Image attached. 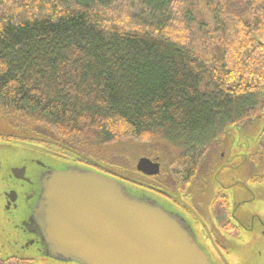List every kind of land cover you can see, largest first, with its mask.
<instances>
[{
  "label": "trees",
  "instance_id": "16d2710c",
  "mask_svg": "<svg viewBox=\"0 0 264 264\" xmlns=\"http://www.w3.org/2000/svg\"><path fill=\"white\" fill-rule=\"evenodd\" d=\"M0 117L13 142L124 181L123 158L148 155L161 174L126 182L175 199L264 120V0H0Z\"/></svg>",
  "mask_w": 264,
  "mask_h": 264
},
{
  "label": "water",
  "instance_id": "95a60500",
  "mask_svg": "<svg viewBox=\"0 0 264 264\" xmlns=\"http://www.w3.org/2000/svg\"><path fill=\"white\" fill-rule=\"evenodd\" d=\"M18 144L7 145L12 156L16 152V164L7 168V177L0 171V186L7 180L12 187L0 192L10 198L8 203L0 199V206L20 212L5 219L14 235L19 231L16 243L23 250L36 246L43 262L51 264H212L188 215L176 213L166 197L39 146ZM137 171L148 177L161 174L160 164L147 158L138 162ZM32 184L36 200L27 210L17 195L20 185ZM237 208L240 203L232 208L243 224L240 229L253 233L250 219L255 216L238 215Z\"/></svg>",
  "mask_w": 264,
  "mask_h": 264
},
{
  "label": "rangeland",
  "instance_id": "374dc122",
  "mask_svg": "<svg viewBox=\"0 0 264 264\" xmlns=\"http://www.w3.org/2000/svg\"><path fill=\"white\" fill-rule=\"evenodd\" d=\"M263 122L264 120L262 122L254 121L247 127L234 128L226 137L224 144L221 143L222 158L215 165L214 170L207 176L195 178L187 187V191L175 196V200L184 208L187 215H191L199 223L198 227L202 228L201 232L199 229V235L203 246H219L218 244L222 246H250L248 247L250 253L253 255L256 253V256L249 258L250 261L264 259V182L256 181L261 172L257 168V161L253 158L258 153V137L264 129L261 124ZM15 132L9 123L0 117V161L5 159L2 162L4 167L0 171L4 177L9 174L7 168L15 163L16 152L12 156L11 149L7 147L9 143L14 141L10 140L9 137L15 135ZM16 146L25 147L26 145L18 144ZM123 155V153L119 154L121 157ZM143 158L158 162L148 155L135 156L133 167L130 158L124 157L122 162L126 165L122 166L121 164L118 168L115 167L116 170L113 172L127 178L126 181H135L147 185L148 181L144 180V177L136 171L138 162ZM60 165L63 163L61 162ZM98 170L113 176L112 172L107 173L103 169ZM219 171L220 173H218ZM170 172L172 171L170 170ZM113 177L119 178L118 176ZM164 180L165 183L166 180L169 181L166 178ZM222 184L224 188H219V185ZM9 188H12L11 184L5 180L4 183H1L0 192ZM168 198L166 196V199ZM171 200L174 199L171 198ZM237 203L241 205V211L238 208L236 211L238 215L240 213L241 216H255L253 220L250 219V226L254 227L251 234L247 233L245 229L239 231L232 229L229 215L233 214L232 208ZM174 206L178 207V205ZM10 213L13 216L20 215L17 210L8 212L0 206V259L3 261L10 258L30 259L36 264H51V262H43L41 256L38 255L36 246L23 250L22 245L16 243L20 233L18 231L17 235H14L9 222L5 219L6 216H10ZM193 225L195 224L193 223ZM214 253L218 258L224 259L222 249L214 248Z\"/></svg>",
  "mask_w": 264,
  "mask_h": 264
},
{
  "label": "flooded vegetation",
  "instance_id": "af4514ba",
  "mask_svg": "<svg viewBox=\"0 0 264 264\" xmlns=\"http://www.w3.org/2000/svg\"><path fill=\"white\" fill-rule=\"evenodd\" d=\"M34 175H35V171L33 170V176ZM19 188H20V193L17 195V202L18 203L22 202L24 205V208H27V210H29V208L32 206V204L36 200L37 188L34 184L28 187H25L24 185H20ZM25 188H27V191L22 192V190ZM222 194L224 195V193ZM2 198L5 199L7 203L10 200L9 195H7V192H5L4 195L0 193V199ZM168 199L170 202L174 203V205H178V207H176L178 212L176 213L178 214L186 213L187 214L184 208L175 199L174 200H171V198H168ZM18 203H16L17 204L16 206H18ZM179 206H181L182 208ZM11 208L16 209V207H13V203L11 205ZM182 210L184 211V213L182 212ZM229 217L235 229L239 231L240 228L243 226L242 222H240L238 218L235 217L233 214L229 215ZM188 218H189V221L192 222V229L197 231L198 233L200 229V232H201L202 228L198 227L199 223L195 219H193L191 215L190 216L188 215ZM193 223L195 225H193ZM223 231H224V226H223ZM223 235H224V232H223ZM218 245L219 246H202V248L206 251L212 264H264V259H254L252 261L249 260L250 257L256 256V253L254 255L250 253V250L248 249V247L250 246H222L220 244ZM214 248L222 249L224 251V259L218 258L215 255ZM14 260H17V259H11V260L8 259L6 261H3L0 259V264H7V262L9 261H10L9 262L10 264L11 262H14Z\"/></svg>",
  "mask_w": 264,
  "mask_h": 264
}]
</instances>
